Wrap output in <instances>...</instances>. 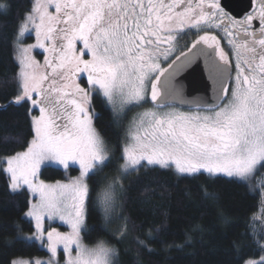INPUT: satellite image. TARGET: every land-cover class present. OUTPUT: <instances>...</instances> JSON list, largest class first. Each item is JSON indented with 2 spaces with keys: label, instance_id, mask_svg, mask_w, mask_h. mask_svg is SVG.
<instances>
[{
  "label": "snow or ice",
  "instance_id": "snow-or-ice-1",
  "mask_svg": "<svg viewBox=\"0 0 264 264\" xmlns=\"http://www.w3.org/2000/svg\"><path fill=\"white\" fill-rule=\"evenodd\" d=\"M12 7V0H0V16ZM226 8L221 0H29L11 34L19 70L11 81L0 80V96L7 100L0 111L27 104L32 138L23 151L0 155V175L9 195L30 194L20 219L34 230L26 234L19 222L0 223V264H61V248L62 264H120L119 248L103 241L89 247L81 235L91 202L89 181L114 159L122 161L117 174L98 193L106 223L133 173L139 179L145 169L171 170L178 178L206 174L240 184L264 169V0L239 20ZM192 30L196 38L188 51L167 63ZM29 32L35 33L34 44L24 43ZM222 40L235 58L234 77ZM37 48L44 52L43 64L32 55ZM199 56L216 84L213 102L195 100L189 112L169 107L186 103L177 77ZM94 101L109 106L114 117L125 108L153 105L133 119L119 157L95 126L102 113ZM70 165L79 166V175L67 183L40 178L42 166ZM258 183L264 188V181ZM201 191L206 202L219 203L211 185H201ZM119 218L113 236L123 243L137 225ZM219 218L230 223L223 212ZM45 220H59L70 231L46 229ZM162 228L132 236L133 264H144L145 254L157 252L153 245L165 243L158 240ZM202 231L199 224L191 229ZM246 236L238 233L232 241V264H264V255L250 258L252 245L264 253V232L257 236L253 229L249 244L241 238ZM192 239L188 234L184 244L167 248L182 251ZM34 243L47 249V259L18 247Z\"/></svg>",
  "mask_w": 264,
  "mask_h": 264
},
{
  "label": "trees",
  "instance_id": "trees-1",
  "mask_svg": "<svg viewBox=\"0 0 264 264\" xmlns=\"http://www.w3.org/2000/svg\"><path fill=\"white\" fill-rule=\"evenodd\" d=\"M12 3L11 13L8 16H0V80L9 81L19 70L11 46V34L16 28L19 14L27 7L29 0H12ZM33 38L34 35L29 34L26 40ZM11 98L8 97L9 100ZM5 104L7 100L0 96V106ZM94 106L96 111L102 113V118L95 121V124L107 140L115 157H119L127 141L129 115L123 118L114 117L109 106L97 101H94ZM28 107L25 104L22 107H11L7 111H0V155L23 151L27 141L31 140ZM36 114L38 111L32 113V115ZM5 137L8 139L5 140ZM119 163L122 161L114 159L111 165L89 181L91 202L88 206L87 228L82 231V237L87 243L104 239L119 248L120 264H133L136 246L132 236L140 234V231L146 232L149 227L163 225L158 240L165 243L154 244L157 252L145 254L144 264H232V241L237 239V234L247 232L248 236L241 238L245 244H249L253 229H256L257 236L262 232L261 225H256L254 220L261 207L262 196L260 191L253 187L252 182L237 184L230 182L228 178L212 179L206 174L196 179L178 178L171 170L161 169L142 170L139 179L136 178L135 173L131 174L124 181L129 186L127 192L120 194L114 207V214L110 222L106 223L98 204V193L117 174ZM78 172L77 166H70L69 171L62 167L47 166L41 168V177L46 180H56ZM263 173L264 169H260L254 178ZM201 185H211V190H215L220 196L218 204L204 200ZM29 199L31 197L27 191L21 195H9L5 186V177L0 175V223L19 222L23 225L24 233L30 234L34 230L32 224L20 219L27 211ZM221 212L230 217L229 224H224L220 220ZM120 216L129 217L137 225V230L130 233L123 243H119L113 236V232L122 223ZM56 224L62 229L67 228L63 224ZM196 224L202 227V232H191L193 225ZM188 234H191L193 239L182 251L167 248V245L173 243L184 244ZM8 235L14 233L10 232ZM18 247L23 248L25 255L30 254L32 257L49 254L39 243L18 245ZM252 247L255 250L250 258L258 259L260 255H264L255 245ZM126 249L132 251H125Z\"/></svg>",
  "mask_w": 264,
  "mask_h": 264
},
{
  "label": "water",
  "instance_id": "water-1",
  "mask_svg": "<svg viewBox=\"0 0 264 264\" xmlns=\"http://www.w3.org/2000/svg\"><path fill=\"white\" fill-rule=\"evenodd\" d=\"M223 5H227V10L235 16H241L252 8V0H221ZM181 56V55H180ZM178 82L184 86L183 105L179 102L174 103L179 106L189 107L188 105L198 99H206L212 103L215 97L216 84L209 78L206 70V60L204 56H199L177 77Z\"/></svg>",
  "mask_w": 264,
  "mask_h": 264
},
{
  "label": "rangeland",
  "instance_id": "rangeland-1",
  "mask_svg": "<svg viewBox=\"0 0 264 264\" xmlns=\"http://www.w3.org/2000/svg\"><path fill=\"white\" fill-rule=\"evenodd\" d=\"M29 34L34 35V38L31 39V40H26V37H27V35H29ZM35 42H36V40H35V33H34V32H29V33H27V34L25 35V37H24V43H25V44H34ZM37 52H39V54H38ZM32 55L35 56V58H36L41 64L44 63V52H43L42 49H39V48L34 49L33 52H32ZM82 83H83V82H82ZM169 107H174V108H176V109H178V110H180V111H184V112H189V111H194V110H195V109H186L185 107H183V106H179V105H176V104H171V105H169ZM149 108H153V105H152L150 102H149V103H146V104H143V105H141V106H138V107H129V108H125L123 114L120 115V116H118V118H123V117H125L127 114L129 115V118H130V121H129V124H128V130H129V128H130V126H131V124H132L133 119H134L135 117H137L139 113H142V112H144L146 109H149ZM38 114H39V113H38ZM38 114H36V115H38ZM94 123H95V122H94ZM95 126H96V124H95ZM96 128H97V126H96ZM97 130L100 131L98 128H97ZM127 132H128V131H127ZM101 134H102V133H101ZM104 138H105V137H104ZM105 140H106V139H105ZM106 142H107V140H106ZM126 143H128V139H127ZM107 145H108V147H109L108 142H107ZM109 148H110V147H109ZM70 166H77V167H79L78 165H70ZM42 167H43V166H42ZM62 168H63V167H62ZM69 168H70V167H69ZM69 168L67 169L68 171H69ZM78 175H79V172H78L77 174H75V175H72V176L69 175V176L66 177V178L56 179V180H46V179H43L42 177H40V178L43 179V180H45L46 183H55L57 180H60V181H62V182H64V183H67L68 180H69L71 177H75V176H78ZM254 180H255V181H254ZM259 181H264V173H263L262 175L256 177V178L253 177L251 180H249V182H252V183H253V187H254V188H257V190L260 191L261 196H262V200H261V201H262V204H261V207H260V209H259V212H257V214H256V216H255V221H256V225H261L260 227H262V228H261V229H262V232H264V188H261V187H260V184L258 183ZM86 219H87V215H86ZM86 219H85V223H86ZM56 223L63 224V225H65L67 228H66V229H62V228H60ZM49 227H54V228H56V229H57L58 231H60V232H68V231H70V228H69L66 224L60 222L59 220H57V221H55V222H50V221H48V220H45V228L48 229ZM81 235H82V233H81ZM101 241L105 242V243H106L107 245H109V246H113L112 244H110L109 242H107V241L104 240V239H101V240H99V241H97V242H95V243H87V242H85V241L83 240V243H84L85 245L89 246V247H92V246H94L95 244H97L98 242H101ZM60 252H62V248H61V249H58V258L61 259V264H62V262H63V254H62V253H63V252H62V253H60ZM73 255H75V248L73 249ZM48 256H49V254H47L46 256L39 257V258L47 259Z\"/></svg>",
  "mask_w": 264,
  "mask_h": 264
},
{
  "label": "flooded vegetation",
  "instance_id": "flooded-vegetation-1",
  "mask_svg": "<svg viewBox=\"0 0 264 264\" xmlns=\"http://www.w3.org/2000/svg\"><path fill=\"white\" fill-rule=\"evenodd\" d=\"M253 1V5H252V8L245 12L243 15L241 16H235L233 13H231L229 10H227L233 17H235L236 19H242L245 15L249 14L250 12H253L255 10V8L257 7V0H252ZM222 3V1H221ZM223 5V4H222ZM255 26L258 27V22L255 23ZM213 31L219 35V36H222L223 33L220 32L219 30H215L213 29ZM202 34V33H201ZM196 38V32L195 30H192L191 32H189L187 34V36L184 38V40L180 41V44L178 45V48L177 50L172 54L171 56V59L167 62V63H171V60H174L176 57L180 56L181 53H185L188 51V47L191 46V42L192 40H194ZM222 43V46L224 47V50L225 52H227L229 54V58L232 60V76L234 77L235 76V58L234 56L232 55V51L230 49V47L227 45L226 41L225 40H222L221 41ZM185 44H187V47L185 46ZM167 63H164L163 66L164 67H167ZM186 109H194L193 107H189V108H186Z\"/></svg>",
  "mask_w": 264,
  "mask_h": 264
}]
</instances>
